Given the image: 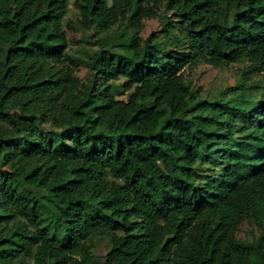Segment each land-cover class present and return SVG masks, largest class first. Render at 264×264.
Instances as JSON below:
<instances>
[{"label": "trees", "instance_id": "obj_1", "mask_svg": "<svg viewBox=\"0 0 264 264\" xmlns=\"http://www.w3.org/2000/svg\"><path fill=\"white\" fill-rule=\"evenodd\" d=\"M70 1L0 0V264H264V0Z\"/></svg>", "mask_w": 264, "mask_h": 264}, {"label": "rangeland", "instance_id": "obj_2", "mask_svg": "<svg viewBox=\"0 0 264 264\" xmlns=\"http://www.w3.org/2000/svg\"><path fill=\"white\" fill-rule=\"evenodd\" d=\"M70 9L65 18V26H72L80 20V12L74 5V0L70 1ZM162 28L161 20L158 17L145 20L143 30L140 35L146 38L150 33L159 31ZM68 36L70 38L69 50L73 58L75 59H86L89 53L94 52L99 49L97 44L89 43L87 41H80V34L71 28H67ZM92 33L91 31H89ZM93 41V40H92ZM77 63V76L84 82L87 80L88 69L84 63L78 60H73ZM250 63H234L224 67H214L204 62L198 63L196 66L186 68L184 72V77L191 84L195 90V94L199 97L214 98L219 92L226 90L236 84L241 76L243 69H245ZM252 80L264 84V73L256 74L252 77ZM124 78H121L116 84H123ZM122 93L126 96L131 90H126L121 88ZM253 227L250 222L245 221L239 228L238 236L241 239H249L253 234ZM105 245L106 244H102ZM97 246L98 258L100 261H104L106 250L104 247ZM33 264V261H30Z\"/></svg>", "mask_w": 264, "mask_h": 264}]
</instances>
